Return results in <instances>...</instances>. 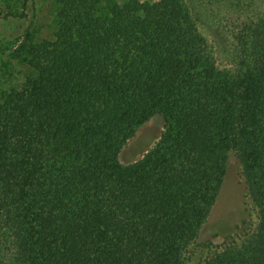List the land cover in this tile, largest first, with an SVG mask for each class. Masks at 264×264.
I'll use <instances>...</instances> for the list:
<instances>
[{
  "label": "trees",
  "instance_id": "16d2710c",
  "mask_svg": "<svg viewBox=\"0 0 264 264\" xmlns=\"http://www.w3.org/2000/svg\"><path fill=\"white\" fill-rule=\"evenodd\" d=\"M224 5L234 69L189 0H55L53 39L26 31L12 61L28 73L0 88V264H264V14ZM156 116L159 140L123 164ZM231 153L258 225L192 261Z\"/></svg>",
  "mask_w": 264,
  "mask_h": 264
},
{
  "label": "rangeland",
  "instance_id": "374dc122",
  "mask_svg": "<svg viewBox=\"0 0 264 264\" xmlns=\"http://www.w3.org/2000/svg\"><path fill=\"white\" fill-rule=\"evenodd\" d=\"M156 2L157 0H143ZM189 0L204 36L211 46L213 57L220 69H234L236 48L234 34L241 20L233 7L224 5L225 0ZM254 11L264 14V0H254ZM205 3V4H204ZM21 11L22 0H0V88L8 90L19 85L28 70L14 63L12 53L23 41L27 30L35 34V40L53 39L55 0H34L27 9L28 17L3 18V9ZM164 130L161 116L144 124L128 142L120 154L123 164L142 158L159 140ZM258 212L250 198L241 163L235 153L229 154L226 175L212 211L203 225L195 246L190 252L192 261L204 260L229 239L249 233L258 225ZM208 246V247H207Z\"/></svg>",
  "mask_w": 264,
  "mask_h": 264
}]
</instances>
